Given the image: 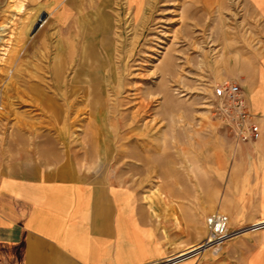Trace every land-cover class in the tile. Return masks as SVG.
<instances>
[{"label":"rangeland","instance_id":"rangeland-1","mask_svg":"<svg viewBox=\"0 0 264 264\" xmlns=\"http://www.w3.org/2000/svg\"><path fill=\"white\" fill-rule=\"evenodd\" d=\"M257 62L264 0H0V126L25 116L124 188L188 197L204 237L182 254L215 253L264 230L204 213L231 192L238 141L214 89L240 83L247 98ZM218 214L228 236L202 247Z\"/></svg>","mask_w":264,"mask_h":264},{"label":"crops","instance_id":"crops-1","mask_svg":"<svg viewBox=\"0 0 264 264\" xmlns=\"http://www.w3.org/2000/svg\"><path fill=\"white\" fill-rule=\"evenodd\" d=\"M249 76L245 98L260 137L236 142L231 192L204 209H222L232 229L264 223V66ZM8 122L0 126V264H264V230L230 238L219 252L182 254L204 237L203 212H192L188 197L145 198L87 169L55 131L25 116Z\"/></svg>","mask_w":264,"mask_h":264},{"label":"built area","instance_id":"built-area-1","mask_svg":"<svg viewBox=\"0 0 264 264\" xmlns=\"http://www.w3.org/2000/svg\"><path fill=\"white\" fill-rule=\"evenodd\" d=\"M214 95L220 100L218 112L227 121L238 141H255L260 137V129L255 121V115L250 111L238 83H225L216 86ZM208 222L212 223L215 232L220 234L214 240L209 238L205 244H202L203 246L219 242L228 236L224 232L226 216L218 214L209 218Z\"/></svg>","mask_w":264,"mask_h":264},{"label":"bare ground","instance_id":"bare-ground-1","mask_svg":"<svg viewBox=\"0 0 264 264\" xmlns=\"http://www.w3.org/2000/svg\"><path fill=\"white\" fill-rule=\"evenodd\" d=\"M207 246H209V245H207ZM202 247H203V245H202ZM202 247H201V248H202ZM204 248H205V247H204ZM199 249H200V248H199ZM199 249H198V250H199ZM204 250H205V249H204ZM200 251H201V250H200Z\"/></svg>","mask_w":264,"mask_h":264}]
</instances>
